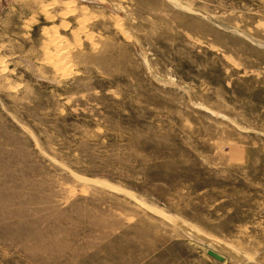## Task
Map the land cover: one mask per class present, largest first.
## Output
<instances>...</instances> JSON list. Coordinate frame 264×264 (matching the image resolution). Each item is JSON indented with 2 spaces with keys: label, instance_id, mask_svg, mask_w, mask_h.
<instances>
[{
  "label": "rangeland",
  "instance_id": "obj_1",
  "mask_svg": "<svg viewBox=\"0 0 264 264\" xmlns=\"http://www.w3.org/2000/svg\"><path fill=\"white\" fill-rule=\"evenodd\" d=\"M230 252L264 264V0H0V264Z\"/></svg>",
  "mask_w": 264,
  "mask_h": 264
},
{
  "label": "bare ground",
  "instance_id": "obj_2",
  "mask_svg": "<svg viewBox=\"0 0 264 264\" xmlns=\"http://www.w3.org/2000/svg\"><path fill=\"white\" fill-rule=\"evenodd\" d=\"M53 41V40H52ZM58 43H59V41H57L56 39H54V44H55V46H56V51H57V53L60 55V56H62L63 55V53H62V50H61V47L59 48V45H58ZM61 58V57H60ZM62 59L63 58H61L60 60L62 61ZM63 62V61H62ZM63 63H65V62H63ZM62 65V64H61ZM83 180V179H82ZM89 181H90V179H88ZM184 232L186 233V234H189L190 236L192 235L193 236V234H192V232L191 231H189V230H184ZM205 244L207 245V249H208V251L209 250H214L215 251V244L214 243H211V242H205ZM206 249V250H207ZM227 248H225V250H226ZM217 250V249H216ZM229 249H227L226 251H228ZM231 251V250H230ZM229 252V251H228ZM231 253V252H230ZM219 254V253H218ZM232 254V256L234 257V258H236V257H238V258H240L241 260H242V262L243 263H247V264H250V262H252V260L250 259V258H248V257H244V256H241L239 253H237V252H233V253H231Z\"/></svg>",
  "mask_w": 264,
  "mask_h": 264
},
{
  "label": "water",
  "instance_id": "obj_3",
  "mask_svg": "<svg viewBox=\"0 0 264 264\" xmlns=\"http://www.w3.org/2000/svg\"><path fill=\"white\" fill-rule=\"evenodd\" d=\"M208 254H209L210 256H212L213 258H215V259L221 261V262L225 261L224 256H222L221 254H218V253L215 252L214 250H209V251H208Z\"/></svg>",
  "mask_w": 264,
  "mask_h": 264
}]
</instances>
